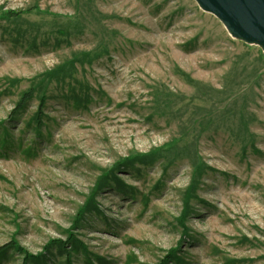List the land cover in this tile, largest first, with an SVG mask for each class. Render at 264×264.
Instances as JSON below:
<instances>
[{"label": "rangeland", "instance_id": "rangeland-1", "mask_svg": "<svg viewBox=\"0 0 264 264\" xmlns=\"http://www.w3.org/2000/svg\"><path fill=\"white\" fill-rule=\"evenodd\" d=\"M51 69L63 75L42 83ZM43 91L37 135L27 122ZM5 138L0 246L46 264H264V54L194 0H0ZM171 140L168 156L116 168ZM69 234L76 250L45 248Z\"/></svg>", "mask_w": 264, "mask_h": 264}, {"label": "trees", "instance_id": "trees-1", "mask_svg": "<svg viewBox=\"0 0 264 264\" xmlns=\"http://www.w3.org/2000/svg\"><path fill=\"white\" fill-rule=\"evenodd\" d=\"M4 14H6V16H9V15L12 16V15H16V14L19 15L18 12H14V11H5ZM62 75H63V72L60 69L48 70L44 75L43 74L41 75V76H43L42 83H45V81L50 82L51 79L56 78L57 76H62ZM46 85L47 84H45V86H40L39 90L40 91L44 90V87L45 88L47 87ZM34 91H35V89H33V90L28 89L26 91H23L20 94L19 98L17 99V101L14 104L13 109L11 110L12 116H14L16 118L21 112H23L25 110L29 101L33 98ZM45 95H46V92L43 91V93H41V95L38 98L39 101H38L36 113L27 122V127L32 126L34 132L37 135L39 134L40 127L43 125L42 116H43V106L46 103ZM157 97L160 98V100L164 99L165 101H167L168 95H166V94L162 95V94L158 93ZM194 118L195 117L190 118L189 121L193 120ZM33 122L35 123V126H33V124H32ZM3 134H7L5 129L3 130ZM183 138H184V136L181 137L178 141L182 140ZM12 142L13 141L11 140V138H5V139L0 141V146L5 145L6 143L12 144ZM175 142H177V141L171 140L170 142L163 144L161 146L153 147L145 154H134L131 157H129L128 159H125L124 161L119 163L116 168L119 169L120 164H124L126 166H128V164H133V163L147 164V162L152 161L153 159L157 160V159L162 158V156H168L166 154V151L170 147V145H172ZM6 149H8V148H6ZM0 154H2V152H0ZM202 172H203L202 166L197 165L194 167L193 171L191 172V178H190L189 184L186 188L185 193H183V197L181 200L182 201V207H181V210L178 214V222L182 226L183 229L185 228L186 218L190 215L191 211L193 210L192 206L190 205V202H191V200H193V198H195L194 193H195V190H197V187L199 185L201 175L203 174ZM113 176L115 177L114 182L119 181V178H117V176L115 174ZM105 177L106 176L102 177V179L98 182V184H97L98 187L101 184H103V180L105 179ZM128 193H130V192H128ZM86 206H87V204H86ZM82 209H79L78 212H76V222L79 221L80 217L84 213V209L83 210ZM52 243L53 244H50V246H45V248L52 249L51 245H55V247L59 246L61 249L65 250L64 247L66 246L67 243H71V247L74 250H76L79 247V246H77L79 244H78V240H77L76 236L72 235V234L68 235V238L65 242H62L61 240H56V241H52ZM10 252H16L19 255H21V261H22L21 264H30V263L31 264H46L45 254L32 255L31 253H29L25 249H23L21 246H19L18 243L13 239L0 246V261L7 259V256L10 255ZM65 264H71L69 254L65 258Z\"/></svg>", "mask_w": 264, "mask_h": 264}, {"label": "water", "instance_id": "water-1", "mask_svg": "<svg viewBox=\"0 0 264 264\" xmlns=\"http://www.w3.org/2000/svg\"><path fill=\"white\" fill-rule=\"evenodd\" d=\"M200 9L213 14L226 32L258 46L264 54V0H194Z\"/></svg>", "mask_w": 264, "mask_h": 264}]
</instances>
